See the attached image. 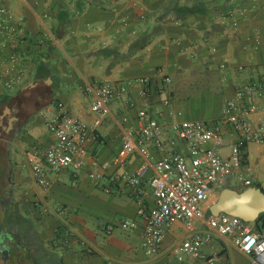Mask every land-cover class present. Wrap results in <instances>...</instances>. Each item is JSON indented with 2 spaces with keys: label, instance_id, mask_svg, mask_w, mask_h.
<instances>
[{
  "label": "crops",
  "instance_id": "crops-1",
  "mask_svg": "<svg viewBox=\"0 0 264 264\" xmlns=\"http://www.w3.org/2000/svg\"><path fill=\"white\" fill-rule=\"evenodd\" d=\"M191 7L196 9H182ZM19 19L26 38L16 53L27 70L25 82L8 95L0 80V230L14 210L32 226L29 216L41 221L38 234L32 228L23 232L32 264H186L175 248L205 225L175 222L161 251L148 256L133 188L119 179L105 190L103 181L89 174L108 176L146 165L147 181L165 151L186 152L172 124L219 121L240 85L260 86L258 104L264 106V0H0V24L15 29ZM7 35L0 30V45ZM5 56L0 48V60ZM100 85L125 93L108 104L106 118L86 141L85 159H96L97 166L50 169L51 185L41 188L32 165L44 162L41 153L55 140L39 113L56 114L62 105L92 126L87 89ZM142 109L150 117L163 114L164 149L148 145L122 157L124 134L138 128ZM250 120L264 124V111ZM221 137L220 152L228 155L237 133L225 125ZM244 152L242 169L252 184L230 178L221 189L258 185L264 191V143H249ZM153 203L146 182L145 210ZM122 219L137 226L105 230ZM203 251L229 264L251 263L229 237L216 233Z\"/></svg>",
  "mask_w": 264,
  "mask_h": 264
},
{
  "label": "built area",
  "instance_id": "built-area-1",
  "mask_svg": "<svg viewBox=\"0 0 264 264\" xmlns=\"http://www.w3.org/2000/svg\"><path fill=\"white\" fill-rule=\"evenodd\" d=\"M0 30L8 34V39H4L0 45L1 51L6 53L4 60H0V80L4 91L13 95L23 85L27 75L26 67L16 53L19 44L26 38L25 24L23 19H19L17 28L0 24ZM221 67L224 68V65ZM238 70L241 71L242 67ZM164 82L168 85L171 80L166 78ZM123 93L125 88L118 92L105 85L87 89V96L91 100L92 126L62 105L58 106L56 114L50 115L44 111L39 113L55 140L41 153L44 162L38 161L32 165L33 177L41 188L47 189L51 185L50 169L79 170L88 163L91 168L97 166L96 159L88 162L85 159L86 141L94 128L106 118L108 104ZM261 96L260 86L243 84L236 89L234 98L225 102L219 121H180L172 124L178 138L185 141L186 152L165 151L156 159V172L147 181L146 165L133 172L124 171L108 176L90 172L91 178L106 184L123 179L133 188L139 213L144 218L143 245L148 256L161 251L167 230L175 222L181 221L189 228L203 225L207 228L194 232L176 246L178 261L186 264H229L227 260H220L203 251V245L210 240L212 233H216L229 237L242 253L250 257V264H264V233L257 231L253 223L238 216L226 213L212 215L206 209L213 202L211 195L219 193L228 179L233 178L247 186L252 184L250 179L244 177L241 155L247 144L264 143V124L256 126L250 120L253 114L264 111V106L258 104ZM138 118V128L124 134L119 153L122 157L148 145L162 151L164 149L166 138L160 122L163 114L158 113L157 118L150 117L147 110L142 109ZM225 125L237 133V141L232 144L228 155L220 152L221 134ZM146 182L152 188L154 203L145 210L143 196ZM104 189L108 190V187L104 186ZM115 225L122 229H132L137 226V222L122 219L118 224H107L105 230L111 232Z\"/></svg>",
  "mask_w": 264,
  "mask_h": 264
},
{
  "label": "water",
  "instance_id": "water-1",
  "mask_svg": "<svg viewBox=\"0 0 264 264\" xmlns=\"http://www.w3.org/2000/svg\"><path fill=\"white\" fill-rule=\"evenodd\" d=\"M209 211L212 215L226 213L254 223L258 216L264 213V191L256 186L243 190L224 187L220 190L217 199L210 204ZM1 252V259L6 264L8 249L1 248Z\"/></svg>",
  "mask_w": 264,
  "mask_h": 264
},
{
  "label": "flooded vegetation",
  "instance_id": "flooded-vegetation-1",
  "mask_svg": "<svg viewBox=\"0 0 264 264\" xmlns=\"http://www.w3.org/2000/svg\"><path fill=\"white\" fill-rule=\"evenodd\" d=\"M0 230V264H4L1 257V248L8 249V259L6 264H32L33 254L32 249L27 245L22 243L18 238V235H11L10 237L4 234V230ZM4 234V235H3ZM3 246V247H2Z\"/></svg>",
  "mask_w": 264,
  "mask_h": 264
},
{
  "label": "trees",
  "instance_id": "trees-1",
  "mask_svg": "<svg viewBox=\"0 0 264 264\" xmlns=\"http://www.w3.org/2000/svg\"><path fill=\"white\" fill-rule=\"evenodd\" d=\"M182 9H196L195 7H191V8H182ZM245 147L243 148V152H242V156L245 157ZM242 162H244V160H242ZM104 183V182H103ZM107 185H110V184H106L104 183L103 186H107ZM258 185H256L257 187ZM104 188V187H103ZM9 191V190H8ZM5 224H10V228H9V231H4V234L8 237H10L11 235H18V232H20V226L22 224H29L28 228L31 229V223L23 218L20 214L18 215L17 211L14 210L13 213H11L9 215V217L6 215L5 217ZM254 225V228L259 231L260 233H264V213L260 214L257 218V220L253 223ZM5 226V225H4ZM4 228L6 227H2V229L4 230ZM2 230V231H3ZM24 238V237H23ZM25 239H28V237L26 236L24 238ZM28 244V243H27Z\"/></svg>",
  "mask_w": 264,
  "mask_h": 264
},
{
  "label": "rangeland",
  "instance_id": "rangeland-1",
  "mask_svg": "<svg viewBox=\"0 0 264 264\" xmlns=\"http://www.w3.org/2000/svg\"><path fill=\"white\" fill-rule=\"evenodd\" d=\"M11 201H9L8 200V204L10 203ZM14 204V203H13ZM11 206H12V203H11ZM14 206V205H13ZM11 210H12V208H8V211L9 212H11ZM18 211H21L20 209H18ZM26 217V216H25ZM28 219L29 220H31V221H33L34 222V224L35 225H31V232H33L34 234L36 233V234H38V232H39V230H40V226H39V224H41V221H39V220H36V219H33V217H31V216H29L28 217ZM40 222V223H39ZM4 225H5V227L6 228H4V231H9V228H10V224H5L4 223ZM28 226H29V224L27 223V224H22L21 226H20V235L18 236V238L22 241V243H24V244H27V242L24 240V236H23V232H25L26 233V230L27 229H29L28 228ZM33 227H34V229H33ZM28 245V244H27Z\"/></svg>",
  "mask_w": 264,
  "mask_h": 264
}]
</instances>
